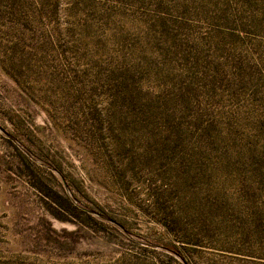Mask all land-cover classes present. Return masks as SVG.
Instances as JSON below:
<instances>
[{
    "label": "rangeland",
    "instance_id": "obj_1",
    "mask_svg": "<svg viewBox=\"0 0 264 264\" xmlns=\"http://www.w3.org/2000/svg\"><path fill=\"white\" fill-rule=\"evenodd\" d=\"M0 127V264H264V0H0Z\"/></svg>",
    "mask_w": 264,
    "mask_h": 264
},
{
    "label": "water",
    "instance_id": "obj_2",
    "mask_svg": "<svg viewBox=\"0 0 264 264\" xmlns=\"http://www.w3.org/2000/svg\"><path fill=\"white\" fill-rule=\"evenodd\" d=\"M0 132L3 133L7 138L12 140L18 146V148H20L28 157H30L32 160L37 162L40 166L46 167V168L52 170L53 172H55L57 175L60 176V174L57 172V170L55 168H52V167L48 166L47 164H45L44 162H42V161L38 160L37 158H35L23 145H21L20 142L17 141L16 138H14L13 136L7 134L1 127H0ZM60 178H61V180H62V182H63V184H64V186H65V188H66V190L68 192V194H70V192H69V190H68V188H67V186H66V184H65V182L63 180V178L61 176H60ZM72 200H73V202L75 204H77L76 200H74V199H72ZM80 207L83 208L84 210H86L87 212H89V213H91V214H93V215H95V216H97V217H99V218H101L103 220L111 222L107 217H104V216H102L101 214H99V213H97L95 211H92V210H89V209H85L82 206H80ZM151 247L173 253L172 251H170V250H168L167 248H164V247H160V246H156V245H151ZM173 254L177 255L176 253H173Z\"/></svg>",
    "mask_w": 264,
    "mask_h": 264
},
{
    "label": "trees",
    "instance_id": "obj_3",
    "mask_svg": "<svg viewBox=\"0 0 264 264\" xmlns=\"http://www.w3.org/2000/svg\"><path fill=\"white\" fill-rule=\"evenodd\" d=\"M26 161H27V158H25L23 155H21ZM28 162H29V160H28ZM37 168H39V167H37ZM67 200V199H66ZM69 202V201H68ZM72 208L73 209H75V207L72 205Z\"/></svg>",
    "mask_w": 264,
    "mask_h": 264
}]
</instances>
